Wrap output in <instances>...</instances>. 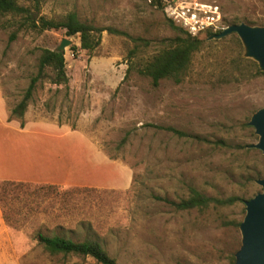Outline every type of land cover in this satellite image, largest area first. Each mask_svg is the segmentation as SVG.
Instances as JSON below:
<instances>
[{
    "label": "rangeland",
    "instance_id": "rangeland-1",
    "mask_svg": "<svg viewBox=\"0 0 264 264\" xmlns=\"http://www.w3.org/2000/svg\"><path fill=\"white\" fill-rule=\"evenodd\" d=\"M15 1L35 18L58 20L73 12L96 28L126 34L104 30L99 45L86 52L77 36L67 37L63 30L38 33L20 28L17 17L0 15V95L8 116L37 72L40 51L68 40L66 85L40 80L22 120L64 123L81 131L108 158L126 166L132 180L126 189L0 180V264H95L90 258L48 254L34 240L36 232L74 240L96 237L117 264H229L240 246L243 201L260 191L255 180L264 177V155L247 147L257 142L247 122L264 106V72L243 57L238 37L206 39L182 82L162 80L152 88L137 70L175 36L161 7L148 0ZM203 1L220 7L227 26L234 21L264 25V0ZM6 121L0 106L1 136ZM166 127L206 142L178 137ZM6 154L0 175L29 177L23 149L6 147ZM116 178L111 166L101 181ZM189 187L238 201L176 211L155 199L177 201Z\"/></svg>",
    "mask_w": 264,
    "mask_h": 264
},
{
    "label": "trees",
    "instance_id": "trees-1",
    "mask_svg": "<svg viewBox=\"0 0 264 264\" xmlns=\"http://www.w3.org/2000/svg\"><path fill=\"white\" fill-rule=\"evenodd\" d=\"M148 1L152 6L163 8L162 0ZM0 15H9L12 18L17 17L22 20L19 23L20 28L29 29L38 33L49 30H63L67 37L77 36L79 39V49L85 50L86 52L93 51L99 45L100 33L104 30L109 33L126 35L123 32L110 28H96L90 23L79 20L73 12L67 13L58 20L43 17L35 18L27 8L18 5L15 0H0ZM237 24H240V22L234 21L229 25ZM168 25L175 34L174 38L159 52L147 59L137 70L140 75L149 78L152 88L158 87L162 80H171L174 83L182 82L190 67L193 55L210 36V34H205L204 36L191 37L179 27L175 26L170 20H168ZM13 38L14 36L12 35L10 40ZM70 50L74 52L75 48L71 46ZM36 68L37 72L30 78L21 100L10 108L8 112L7 120H19L20 127L24 125L22 120L23 115L28 102L31 100L36 84L40 80L47 77L49 83L56 86L66 85L67 83L64 52L56 51V49H42L37 57ZM165 130L172 132L178 137L191 138L197 142L205 141L199 136H190L170 127H166ZM219 143L222 144V142ZM11 185L15 188L23 187L22 183H12ZM43 186L53 187L51 185ZM155 199L161 202L163 201L176 211L205 210L210 206L229 207L238 201L237 197H209L193 187L188 188L186 197L179 198L177 201H171L161 197H155ZM34 240L50 255H73L90 258L95 264H117L115 259L107 253L102 243L96 237L87 236L82 240H74L62 233L46 235L41 232H36ZM233 262L234 257L231 256L229 264H233Z\"/></svg>",
    "mask_w": 264,
    "mask_h": 264
},
{
    "label": "crops",
    "instance_id": "crops-1",
    "mask_svg": "<svg viewBox=\"0 0 264 264\" xmlns=\"http://www.w3.org/2000/svg\"><path fill=\"white\" fill-rule=\"evenodd\" d=\"M0 106L7 120L2 95ZM6 123L3 128L5 135H0V169L2 163H6L5 156H9L6 147L15 152L23 149V170L30 174L25 179L0 175V180L65 188L126 189L130 186L131 171L108 158L84 133L68 124L38 122L20 127L16 122L7 120ZM111 166L118 172V178L114 179V183L109 179L101 181Z\"/></svg>",
    "mask_w": 264,
    "mask_h": 264
},
{
    "label": "water",
    "instance_id": "water-1",
    "mask_svg": "<svg viewBox=\"0 0 264 264\" xmlns=\"http://www.w3.org/2000/svg\"><path fill=\"white\" fill-rule=\"evenodd\" d=\"M230 34H235L240 40L243 57L254 61L258 70L264 72V25H229L220 33L210 35L207 40H219ZM69 43L63 39L56 51L64 52ZM247 125L253 128L257 136V142L247 147L259 150L264 155V106L251 115ZM255 184L260 191L243 201L244 216L238 225L240 246L233 254V264H264V177L256 179Z\"/></svg>",
    "mask_w": 264,
    "mask_h": 264
},
{
    "label": "built area",
    "instance_id": "built-area-1",
    "mask_svg": "<svg viewBox=\"0 0 264 264\" xmlns=\"http://www.w3.org/2000/svg\"><path fill=\"white\" fill-rule=\"evenodd\" d=\"M163 14L191 37L215 35L226 28L220 7L203 0H162Z\"/></svg>",
    "mask_w": 264,
    "mask_h": 264
}]
</instances>
